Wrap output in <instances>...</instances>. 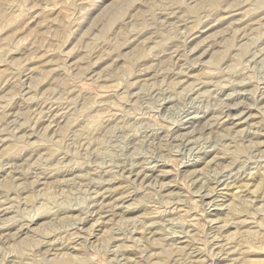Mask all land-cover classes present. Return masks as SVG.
I'll list each match as a JSON object with an SVG mask.
<instances>
[{"label": "rangeland", "instance_id": "obj_1", "mask_svg": "<svg viewBox=\"0 0 264 264\" xmlns=\"http://www.w3.org/2000/svg\"><path fill=\"white\" fill-rule=\"evenodd\" d=\"M0 264H264V0H0Z\"/></svg>", "mask_w": 264, "mask_h": 264}]
</instances>
